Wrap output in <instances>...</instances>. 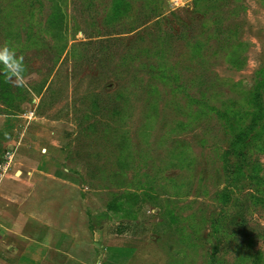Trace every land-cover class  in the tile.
Returning a JSON list of instances; mask_svg holds the SVG:
<instances>
[{
	"label": "rangeland",
	"instance_id": "1",
	"mask_svg": "<svg viewBox=\"0 0 264 264\" xmlns=\"http://www.w3.org/2000/svg\"><path fill=\"white\" fill-rule=\"evenodd\" d=\"M13 158L87 264H264V0H0Z\"/></svg>",
	"mask_w": 264,
	"mask_h": 264
},
{
	"label": "crops",
	"instance_id": "2",
	"mask_svg": "<svg viewBox=\"0 0 264 264\" xmlns=\"http://www.w3.org/2000/svg\"><path fill=\"white\" fill-rule=\"evenodd\" d=\"M13 164L14 158L0 181V264H87L80 255L85 248L76 245L81 244L78 228L86 225L84 214L67 220L68 210L54 206L55 191L38 187L40 178L50 175L16 171ZM72 243L77 250L70 249ZM100 264L106 263L100 259Z\"/></svg>",
	"mask_w": 264,
	"mask_h": 264
},
{
	"label": "built area",
	"instance_id": "3",
	"mask_svg": "<svg viewBox=\"0 0 264 264\" xmlns=\"http://www.w3.org/2000/svg\"><path fill=\"white\" fill-rule=\"evenodd\" d=\"M8 170H9V163L0 166V180L4 177V175L8 172Z\"/></svg>",
	"mask_w": 264,
	"mask_h": 264
}]
</instances>
